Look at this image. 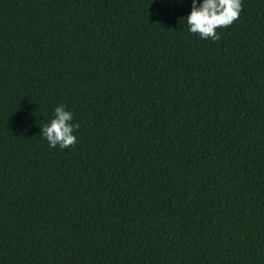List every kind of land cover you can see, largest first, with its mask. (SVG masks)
<instances>
[{
  "label": "trees",
  "instance_id": "obj_1",
  "mask_svg": "<svg viewBox=\"0 0 264 264\" xmlns=\"http://www.w3.org/2000/svg\"><path fill=\"white\" fill-rule=\"evenodd\" d=\"M190 10L0 0V264H264V0Z\"/></svg>",
  "mask_w": 264,
  "mask_h": 264
},
{
  "label": "clouds",
  "instance_id": "obj_2",
  "mask_svg": "<svg viewBox=\"0 0 264 264\" xmlns=\"http://www.w3.org/2000/svg\"><path fill=\"white\" fill-rule=\"evenodd\" d=\"M182 2V0H181ZM242 11V0H191V10L186 17L190 33L199 34L202 39L218 41L217 29L231 26ZM73 114L64 104L54 108V115L41 128L40 133L49 147L61 149L74 147L77 137L74 134L79 124L72 123Z\"/></svg>",
  "mask_w": 264,
  "mask_h": 264
}]
</instances>
